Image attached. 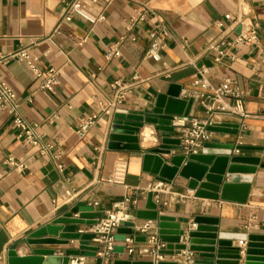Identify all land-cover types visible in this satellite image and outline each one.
<instances>
[{"label": "crops", "instance_id": "1", "mask_svg": "<svg viewBox=\"0 0 264 264\" xmlns=\"http://www.w3.org/2000/svg\"><path fill=\"white\" fill-rule=\"evenodd\" d=\"M72 1L0 0V53L11 54L26 46L38 57L42 69L53 66L60 72V83L55 92H49L38 87L39 81L25 63L16 59L0 62V75L17 93L22 114L37 124L41 136V144L33 146L18 136L20 131L8 113L0 116V264H8L11 249L24 256L36 247L55 249L59 255L78 248L80 241L72 243L55 236L32 238L31 234L79 201L94 205L102 217L117 202L125 201L134 215L140 209L157 207L183 225L206 215L220 220L221 232L264 235V167L248 174L253 180L245 203L196 197L195 191L188 189V180L178 174L172 183H164L165 190L160 193L163 205L156 206L157 193L153 192L152 198L149 193L160 181L143 169V154L160 144L155 126L146 124L141 130L142 151L109 146L117 110L137 114L153 111L158 95L168 92L173 84L182 86L181 97L195 98L189 117L207 119L208 92L195 83L198 68L206 65L211 68L213 86L226 78L236 80L243 91L244 109L251 113L247 118L217 115L218 122L238 123L240 132H214L212 142L257 147L238 154L264 161V0H147L172 33L165 49L154 57L147 52L158 17L150 15L133 22L137 5L130 0H81L72 19L64 20ZM229 13L258 22V41L234 47L236 59L225 57L216 62L212 43L223 36L234 39L240 33V26L235 30L217 26ZM60 23L61 31L56 32ZM84 38L87 41L79 44ZM116 43L118 54L108 58ZM136 76L140 82L124 103L112 114H104L101 103L111 99V83L117 78L132 82ZM91 113H100V118L80 136L78 123ZM173 136L179 137L178 127ZM47 145L53 148L47 149ZM178 153L172 149L163 157L169 159ZM9 157L25 166L8 164ZM120 160L128 164L125 182H109ZM145 221L139 219L137 224ZM186 241L168 243L162 249L165 260L178 261L175 255ZM233 244L242 247L239 261L245 264L246 242L234 239ZM144 245L138 243L137 247ZM139 261H153V257L124 251L115 253L107 263ZM88 263L97 264V258L89 257Z\"/></svg>", "mask_w": 264, "mask_h": 264}, {"label": "water", "instance_id": "2", "mask_svg": "<svg viewBox=\"0 0 264 264\" xmlns=\"http://www.w3.org/2000/svg\"><path fill=\"white\" fill-rule=\"evenodd\" d=\"M241 31V26L237 30ZM182 86L173 84L166 93L158 95L153 111L141 114L119 109L114 114V122L109 137L111 148L142 151L140 132L146 124H153L158 133L160 144L143 154V169L154 174L159 181L172 183L179 174L188 180V189L195 191L196 197L232 200L245 203L252 187L253 174L258 167H264L260 157L240 155L234 149L253 150L257 147L235 144L206 142L199 153L186 155L179 152L169 159L163 154L180 150L179 137L173 136L175 128L183 125L177 118L188 117L195 98L181 97ZM214 132L239 134L238 123L219 122L209 126ZM262 149V148H261ZM226 179L228 181H226ZM154 191H150L152 198ZM155 205L159 204L155 201ZM77 214V216H74ZM102 212L86 201H79L68 211L40 227L31 234L32 238L47 236L61 239L80 240L78 248L67 249L59 255L55 249L33 248L29 254L19 256L17 249L8 253V264H69L71 255L97 257L98 246L91 244L92 233L80 234L78 226L96 223ZM139 219L151 220L157 228L159 237L168 243H184L180 250L188 249L197 255L190 264H240L242 247L235 246L234 239L246 242L245 264H264V235L248 233H226L220 231V220L216 217L198 215L193 224L183 225L175 219L160 213L157 207L140 209L136 221L124 222L118 229L116 238L125 239L133 234ZM138 242H146L147 235L136 236ZM125 247L118 245L115 252H124ZM164 254V251H161ZM103 259L97 257V264ZM138 264H155L154 261H139ZM157 264H180L179 261L162 260Z\"/></svg>", "mask_w": 264, "mask_h": 264}, {"label": "built area", "instance_id": "3", "mask_svg": "<svg viewBox=\"0 0 264 264\" xmlns=\"http://www.w3.org/2000/svg\"><path fill=\"white\" fill-rule=\"evenodd\" d=\"M136 3L137 8L135 15L132 17L133 22L145 20L148 16L153 15L158 17L159 21L156 28L151 32V44L147 52L149 57L160 55L167 45V40L172 37L170 27L164 21L162 16L150 6L147 0H130ZM82 5L81 0H74L70 3L67 13L63 17L64 20H71L74 12ZM101 18H104L101 16ZM220 29L230 27L235 30L241 26V31L234 39H228L226 36L212 43L211 48L216 51V62H221L225 57L236 59V55L232 53V49L241 43H256L258 41L259 23L253 21L248 17H240L233 14H226L224 19L217 23ZM56 32L61 31V23L57 26ZM86 38L82 39L79 44H84ZM119 43L111 47L107 53L108 58H112L118 54ZM11 59H16L25 63L29 69L34 73L36 79L39 81L38 87L41 90L55 92L57 85L60 83V72L57 68L51 66L47 69H42L39 66L38 57L30 52V48L23 46L14 53L2 54L0 53V62H7ZM211 68L202 65L198 68V78L195 83L206 90L209 104L207 105V119L197 117H179L183 125L178 126L179 139L181 149L179 152L189 155L191 153H199L206 142L212 141L214 131L209 129L210 125L219 123L216 116L222 113L236 114L243 118L251 116V113L244 109L243 105V91L237 86L236 80L226 78L220 85L213 86L210 81ZM140 82L136 76L134 81H128L124 78H117L111 83V99L107 104L102 105V112L104 114H112L120 105L124 103L127 96L132 92L135 85ZM203 95V94H202ZM233 98L234 102H229L228 99ZM3 113H8L13 118L14 126L20 131L19 137L23 138L27 143L37 146L41 144V136L37 133V124L31 123L25 119L21 111V105L17 100V93L14 89L2 78L0 75V116ZM100 113H91L81 119L77 126V133L80 136H85L98 122ZM53 145H47V149H52ZM240 151L236 149V153ZM7 163L15 167H24V163L18 161L15 157H9ZM128 164L124 160H120L112 175L108 178L109 182L124 183L127 174ZM163 181L150 187V189L157 193L156 202L163 205L160 198L161 191H164ZM70 194V193H69ZM137 203V200H134ZM167 204V202H164ZM77 216V214H76ZM136 221V215L128 211V205L125 201L117 202L114 208L108 210L106 216L99 219L94 224L85 225L78 228L77 232L80 234L92 233L94 237L91 239V244L98 246L97 257L103 259L102 264H108L110 259L116 252L115 248L118 245L125 247L124 251L132 254L136 251L142 255H149L153 257V261L157 264L159 261L165 260V255L161 253L162 249L167 246V243L162 241L159 237L157 228L152 226V221L147 220L142 224H136L133 228V234H127L125 239L118 240L116 235L118 229L123 226L124 222ZM156 230V231H155ZM147 235L146 242H138L136 236ZM75 243L77 239H71ZM145 244L138 248L137 244ZM95 257V258H97ZM175 257L180 264H190L194 253L188 249L179 251ZM89 256L71 255L69 264H89Z\"/></svg>", "mask_w": 264, "mask_h": 264}]
</instances>
